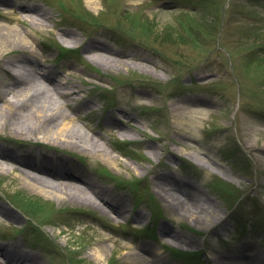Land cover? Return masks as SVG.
Returning <instances> with one entry per match:
<instances>
[{"label": "rangeland", "instance_id": "obj_1", "mask_svg": "<svg viewBox=\"0 0 264 264\" xmlns=\"http://www.w3.org/2000/svg\"><path fill=\"white\" fill-rule=\"evenodd\" d=\"M15 1L45 13L44 26L26 22L18 5H0V32L24 31L33 63L76 88L64 111L105 150L4 127L0 149L37 165L65 161L64 175L105 191L111 212L58 201L0 172V205L19 219L0 213V249L20 254L12 264H119L142 246L148 259L160 248L168 264H216V252L247 254L250 245L264 258V0ZM94 44L113 61L92 59L98 53L85 49ZM9 68L0 70L2 88L14 82ZM5 96L2 89L1 105ZM167 178L208 197L220 219L213 231L164 202L156 185ZM166 230L183 243L166 240ZM100 245L107 250L95 261ZM188 252L197 254L191 263Z\"/></svg>", "mask_w": 264, "mask_h": 264}, {"label": "bare ground", "instance_id": "obj_2", "mask_svg": "<svg viewBox=\"0 0 264 264\" xmlns=\"http://www.w3.org/2000/svg\"><path fill=\"white\" fill-rule=\"evenodd\" d=\"M91 5L95 4L94 0H87ZM25 2H16L15 0H0L1 6H19L23 14V19L31 26L40 28L44 26L46 19L45 13L32 6H25ZM1 16V15H0ZM9 18V17H8ZM62 37L71 36L77 40L72 33L66 31L61 32ZM86 52H96L98 55L94 58L102 60H111V51L103 45L94 44L87 47ZM11 52L24 55L26 60H13L10 57ZM38 60V53L32 46V42L25 35L24 31L16 28L6 29V32H0V70L7 71L14 68V82L1 87L0 82V127L8 128L11 132L19 136H35L36 134H44L55 136L72 146L80 147L94 154H103L104 146L94 137L82 136L74 126L75 118L65 113L64 108L70 109L68 104L69 98L75 93L68 82H61L52 76L51 73L36 66L33 61ZM102 60H100L102 62ZM28 78L30 79L28 81ZM5 91L6 96L2 100L1 91ZM75 91H74V90ZM10 95V96H9ZM53 96V97H52ZM64 97V103H60L54 98ZM55 99V100H54ZM46 135V136H45ZM42 137V138H44ZM264 150V146H262ZM106 156H110L107 152ZM35 158L34 155H30ZM8 160L17 162L21 168H12L7 165ZM56 167H55V166ZM43 160L41 165L35 164V161L18 159L17 156L7 153L0 149V172L3 174L16 173L19 178L32 190L51 196L58 201H68L71 203H85L95 210L110 214L109 203L105 200V191L98 190L97 187H91L85 179H73L64 175L63 171L68 170L69 164L63 160H56L55 164ZM159 193L162 194L164 202L169 207H176L178 214L183 218L191 220V222H202L208 226L207 231H213L217 218L214 211L211 210L208 197H205L201 191L188 182L173 181L169 178L159 180L157 185ZM188 187V189L186 188ZM188 203L189 206H186ZM127 206L123 201L117 208L119 215L126 212ZM0 213L12 220H19L15 215L5 210L0 205ZM143 214L136 215V220H145ZM215 225V226H214ZM165 228V227H163ZM168 240L172 244H182L178 241L174 234L164 231ZM106 246V245H105ZM105 246L100 245L91 250V255L95 261H101L105 255ZM129 248V246H125ZM157 247L156 255L151 259L144 257L151 256V248L142 246L139 250L143 253L135 252L130 249L125 253V260L119 264H168L156 256L162 254ZM247 254L241 252H216L217 256L213 259L216 264H264L262 252L257 246L250 245ZM215 254V253H214ZM0 264L15 263L20 261V254L16 249L13 251L0 249ZM30 264V263H29ZM32 264V263H31Z\"/></svg>", "mask_w": 264, "mask_h": 264}, {"label": "trees", "instance_id": "obj_3", "mask_svg": "<svg viewBox=\"0 0 264 264\" xmlns=\"http://www.w3.org/2000/svg\"><path fill=\"white\" fill-rule=\"evenodd\" d=\"M32 205L34 206V208L37 206L36 204L34 205V204L31 203V204H30V207H31V208H33Z\"/></svg>", "mask_w": 264, "mask_h": 264}]
</instances>
